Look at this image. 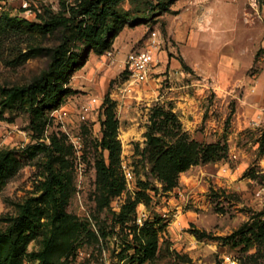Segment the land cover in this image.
Wrapping results in <instances>:
<instances>
[{"label": "rangeland", "instance_id": "374dc122", "mask_svg": "<svg viewBox=\"0 0 264 264\" xmlns=\"http://www.w3.org/2000/svg\"><path fill=\"white\" fill-rule=\"evenodd\" d=\"M65 1L74 0H2L1 10L40 22L35 11L59 12ZM146 1H125L133 16L109 50L88 52L84 65L71 75L67 96L48 111L40 138H33L28 112L0 114V149L60 140L58 164L70 178L67 211L82 224L70 255L56 257L62 264H128L119 253L132 236L104 205L97 171L106 129L120 143L119 176L126 181L114 208L119 211L136 197L140 180L149 181L153 200L138 204V219L163 218L154 264H190L177 254L195 264H221L227 255L239 264H264V235L253 236L247 247L220 239L264 218V6L253 0H192V16H177L182 10L178 3L177 13L165 14L158 9L149 13ZM152 30L160 39L153 48L156 62L147 81L133 83L128 56L149 47ZM59 40L60 33L54 32L45 38L35 35L29 44L53 46ZM15 46L27 48V43L14 36L0 45V80L28 83L47 67L49 57L35 55L14 66L10 58L17 54ZM162 109L174 114L167 125L164 115L156 116ZM150 130L172 142L170 130L185 133L189 142L227 145L228 153L191 166L179 175L178 187L165 190L151 173ZM105 158L109 162V151ZM43 159L44 153L27 159L3 187L0 228L7 225L3 218L16 216L17 204L32 196L44 178ZM239 164L245 170L232 177L230 171ZM126 169L132 171L129 179ZM42 237L31 242L30 250L40 248Z\"/></svg>", "mask_w": 264, "mask_h": 264}, {"label": "trees", "instance_id": "16d2710c", "mask_svg": "<svg viewBox=\"0 0 264 264\" xmlns=\"http://www.w3.org/2000/svg\"><path fill=\"white\" fill-rule=\"evenodd\" d=\"M0 0V45L8 37H16L26 42L27 48L15 46L17 54L10 58L11 65L18 66L35 55L49 57L47 67L28 83H9L0 80V114L6 110L26 111L30 114V129L33 138L38 139L48 121V111L58 108L70 91L68 86L73 72L87 60L88 52L104 53L112 47L113 39L123 29L132 13L123 6L127 0H74L63 2L59 12L45 8L36 12L38 21L12 15L1 10ZM147 0L148 12L171 11L176 0ZM54 32L60 33V40L53 46L29 44L35 36L45 38ZM183 61V60H182ZM184 63V62H183ZM164 115V124L174 119V114L160 110L156 116ZM111 125V123H110ZM157 125V123L155 124ZM175 141L158 135L153 130L148 133V145L154 146L153 173L163 183L165 190L179 186V175L191 166L213 162L227 156L228 146L205 145L187 135L170 130ZM102 150L97 159V171L101 183L104 205L117 216L118 222L128 226L131 238L119 255L128 264H154L159 251V232L163 218H145L138 221L137 206L149 205L153 196L148 192L150 182L140 180L139 190L134 199L130 198L117 211L113 206L115 197L126 189V181L119 176L121 165L120 143L115 132L106 129L99 142ZM62 144L54 137L52 144L38 142L24 148L0 149V193L7 181L18 174L25 161L34 160L44 153L42 161L44 178L32 196L17 204L18 214L5 217L7 225L0 228V264H62L57 256H69L74 249V241L82 224L67 211L69 173L61 166ZM109 151V162L105 152ZM264 213H261L262 217ZM132 223V224H131ZM105 230L103 231L104 236ZM43 235L39 249L30 250L31 242ZM264 235V218L252 224H245L233 234L222 237L225 242L233 241L234 246L247 247L252 237ZM177 257L195 264L187 256Z\"/></svg>", "mask_w": 264, "mask_h": 264}, {"label": "built area", "instance_id": "2783aa9c", "mask_svg": "<svg viewBox=\"0 0 264 264\" xmlns=\"http://www.w3.org/2000/svg\"><path fill=\"white\" fill-rule=\"evenodd\" d=\"M262 2L264 6V0H253V3L258 5ZM24 7H28L25 3ZM160 45L159 34L156 30H152L150 33V43L149 47L143 50L135 51L129 54L127 59V70L129 72V78L133 83H143L148 80L151 73L152 67L156 62V55L153 48H157ZM264 56V47H263ZM126 178L129 179L132 176V171L130 169L125 170ZM138 221L143 222L142 217H139ZM83 252L79 251V254ZM221 264H239L238 261L230 256H224Z\"/></svg>", "mask_w": 264, "mask_h": 264}, {"label": "crops", "instance_id": "0c3cea01", "mask_svg": "<svg viewBox=\"0 0 264 264\" xmlns=\"http://www.w3.org/2000/svg\"><path fill=\"white\" fill-rule=\"evenodd\" d=\"M177 3L178 5H180V7L179 6L178 7L182 9L177 16H192V0H176L171 6V11L168 12L177 13V11L179 10V8H176ZM168 12H165V14H167ZM206 16H211V14L210 15L208 14ZM262 165L264 166V160H262ZM244 170H245V166H243V164L242 165L239 164L234 171L233 170L230 171V175L232 177L239 176Z\"/></svg>", "mask_w": 264, "mask_h": 264}]
</instances>
